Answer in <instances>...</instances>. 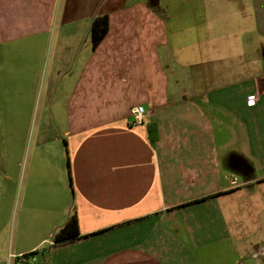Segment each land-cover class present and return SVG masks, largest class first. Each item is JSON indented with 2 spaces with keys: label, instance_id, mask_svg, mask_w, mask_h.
Returning <instances> with one entry per match:
<instances>
[{
  "label": "crops",
  "instance_id": "1",
  "mask_svg": "<svg viewBox=\"0 0 264 264\" xmlns=\"http://www.w3.org/2000/svg\"><path fill=\"white\" fill-rule=\"evenodd\" d=\"M0 82L37 108L22 261L264 264V0H0Z\"/></svg>",
  "mask_w": 264,
  "mask_h": 264
},
{
  "label": "rangeland",
  "instance_id": "2",
  "mask_svg": "<svg viewBox=\"0 0 264 264\" xmlns=\"http://www.w3.org/2000/svg\"><path fill=\"white\" fill-rule=\"evenodd\" d=\"M14 93L11 89L5 90L0 82V264H36L31 257L22 261L19 254L26 251V238L30 232L38 233V226L23 220L18 189L7 187L6 165L14 148L9 163L14 168L13 176H17L22 166V133L35 128L37 108L34 104L30 110L24 107Z\"/></svg>",
  "mask_w": 264,
  "mask_h": 264
},
{
  "label": "trees",
  "instance_id": "3",
  "mask_svg": "<svg viewBox=\"0 0 264 264\" xmlns=\"http://www.w3.org/2000/svg\"><path fill=\"white\" fill-rule=\"evenodd\" d=\"M109 30V18L107 15L95 16L92 22L91 28V38L93 42V47L96 48L102 39L105 37ZM79 235L78 231V220L75 213H73L66 223L60 227L53 236L54 245L68 242L75 239ZM37 251H33L27 254H24L22 257L28 258L37 254ZM43 264V258L39 262Z\"/></svg>",
  "mask_w": 264,
  "mask_h": 264
},
{
  "label": "built area",
  "instance_id": "4",
  "mask_svg": "<svg viewBox=\"0 0 264 264\" xmlns=\"http://www.w3.org/2000/svg\"><path fill=\"white\" fill-rule=\"evenodd\" d=\"M255 100V96H249L247 98L248 103H253ZM130 114L132 117V124L133 125H138V124H142L144 121V115H145V111L144 108L142 106H135L133 108H131L130 110Z\"/></svg>",
  "mask_w": 264,
  "mask_h": 264
}]
</instances>
